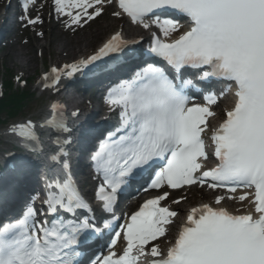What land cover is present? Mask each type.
Returning a JSON list of instances; mask_svg holds the SVG:
<instances>
[{"label":"snow or ice","instance_id":"1","mask_svg":"<svg viewBox=\"0 0 264 264\" xmlns=\"http://www.w3.org/2000/svg\"><path fill=\"white\" fill-rule=\"evenodd\" d=\"M106 2L112 0H53L55 11L68 18L65 26L73 30L98 18ZM115 3L119 10L113 16L126 15L133 24L155 27L159 34L151 32L146 50L156 60L144 62L106 92L108 112H118L116 125L94 126L100 131L89 160L93 179L101 181L95 189L101 216L74 177L68 151L73 129L63 117V105L52 102L47 117L25 118L7 129L29 151L45 153L51 174L42 178L39 210L28 203L18 218L0 223V264H83L89 242L118 223L114 206L128 180L149 175L148 189L206 185L231 195H216L190 208L165 250L156 242L168 235L178 212L161 204L167 191L146 199L119 225L122 233H115L107 254L93 264H140L144 258L147 264H264V0ZM23 7L28 10L27 0ZM182 18L188 22L184 31ZM21 19L31 25L40 22L38 15ZM130 43L139 41H128L116 31L87 58L52 66L41 83L54 87L62 76L94 69L103 57L109 58L105 63L118 61L110 54L121 53ZM212 80L226 82L220 96L229 90L234 95L231 108L214 127L209 118L216 115L212 106L217 94L206 92L204 103L190 102L188 95L190 89L203 91L198 83ZM71 115L78 116V111ZM45 128L55 134L48 147L38 131ZM208 133L216 160L211 167L206 163ZM226 198L239 200L247 210L230 211L222 206ZM105 213L111 218L104 219ZM121 234L125 244L117 251Z\"/></svg>","mask_w":264,"mask_h":264},{"label":"rangeland","instance_id":"2","mask_svg":"<svg viewBox=\"0 0 264 264\" xmlns=\"http://www.w3.org/2000/svg\"><path fill=\"white\" fill-rule=\"evenodd\" d=\"M109 12V13H108ZM105 12L102 14L99 18H97L94 21L89 22L88 24H85L83 27H75V30L73 29H58L56 26H52V23H50V19L47 21L45 18L44 21L40 24H37L35 26H32L29 28L25 35L26 36H39L36 37V42L32 41V46H27L26 44V50H28L29 53L32 54L34 57L33 59V66H31V63L27 70L21 69V65L24 62L23 58H16L18 63H20V66L17 64H12L8 62L6 53L9 47H12V45L15 46V43L17 45H24L23 40L20 38V33L15 34L13 38L7 43V45H4L2 48H0V79L6 77L8 74H16L22 75V77L19 78L18 83L19 85L23 86L22 81L26 77H32L34 78V84L37 83L38 80V73L41 69L46 68V65L48 63L52 62H62V61H71V59L75 58V55L72 54L75 51L74 44L69 41V45L67 49L64 51H60L59 47L61 45L62 39L67 40L70 38H74L76 35H85L86 40L95 47L103 38H105L108 35V32L106 33H99L100 31H97L101 25L106 24V19L112 18L111 16V10ZM47 13L44 12V16H46ZM118 21V20H117ZM42 26H44L45 33L43 35L39 34V30H41ZM56 28V31L54 32V35L56 36L54 39H52V36L49 32V29ZM48 30V31H47ZM52 41V42H51ZM22 46H20L21 48ZM30 68V69H29ZM4 76V77H3ZM32 85L33 88H35V85ZM40 93L37 92V96H39ZM49 97L46 94H42V98L47 99ZM40 103V100H39ZM45 105H42V108Z\"/></svg>","mask_w":264,"mask_h":264},{"label":"bare ground","instance_id":"3","mask_svg":"<svg viewBox=\"0 0 264 264\" xmlns=\"http://www.w3.org/2000/svg\"><path fill=\"white\" fill-rule=\"evenodd\" d=\"M122 19H124V21L130 25L129 26L130 31H127L125 29L123 32L125 37L131 36V34H129V33H132V32L134 34L136 33L137 35L141 34L140 33V32H142V29H140L141 26L131 24L132 22L123 16H122ZM118 28H120V23L115 21V18H111V19H109V21L106 24L101 25L99 27V29L96 30V32L100 31L99 33H103V32L105 33L107 31H111V29L113 30V29H118ZM50 34H53L52 31H50ZM69 41H71L74 44L73 46L75 47V51L72 54H74L75 57H77L76 60L80 59L81 57H86L88 55V53L90 52L91 44L86 40L85 37H83V35H77L73 39L70 38L68 40L62 39L61 45L59 47V50L61 52L64 51L65 49H67V47L69 45ZM6 57L8 59L7 60L8 62H10L12 64H17L18 66H20V63H18L16 58H18V57L23 58L24 62L22 63L20 68L24 69V70L28 69L30 63H31V66H33L32 61H33L34 57L32 56L31 53L28 52V50L21 49V48L16 49V47H15L13 50H10L8 53H6ZM85 98L89 99V98H91V96H89L87 94L85 96ZM182 195L184 196V194H182ZM188 199L185 196L183 198L184 201L185 200L187 201ZM184 201H183L181 206L177 207L179 210H182L183 206L186 204Z\"/></svg>","mask_w":264,"mask_h":264}]
</instances>
